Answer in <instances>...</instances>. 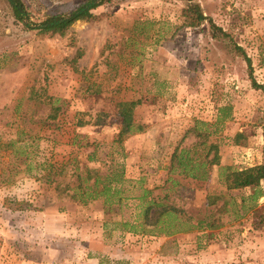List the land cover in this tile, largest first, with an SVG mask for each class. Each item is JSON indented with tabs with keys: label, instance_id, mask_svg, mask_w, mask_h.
<instances>
[{
	"label": "rangeland",
	"instance_id": "1",
	"mask_svg": "<svg viewBox=\"0 0 264 264\" xmlns=\"http://www.w3.org/2000/svg\"><path fill=\"white\" fill-rule=\"evenodd\" d=\"M21 1L33 26L49 10L64 13L82 0ZM189 2L226 35L211 36L206 20L184 26L181 10ZM92 13L96 18L74 22L63 35H45L24 27L0 0V264H82L93 256L123 264L102 254L101 244L122 250L137 241L163 243L160 264H264V227L250 226L264 197L250 207L248 190L224 188L221 169L264 162V0H112ZM234 45L249 58L250 76ZM129 99L142 100L135 121L154 130L131 169L115 141L114 116L115 102ZM222 106L230 117L217 122ZM211 145L218 164L206 165L205 180L170 169L172 153L207 161ZM73 158L100 173L123 166L112 203L56 196L43 167L68 161L58 180L72 183ZM141 188L171 208V223L187 227L204 217L214 226L148 238L133 198ZM18 203L29 204L27 216L8 208ZM37 210L47 211L46 219H35ZM39 221L53 232L34 228ZM121 221H134L137 232Z\"/></svg>",
	"mask_w": 264,
	"mask_h": 264
},
{
	"label": "trees",
	"instance_id": "2",
	"mask_svg": "<svg viewBox=\"0 0 264 264\" xmlns=\"http://www.w3.org/2000/svg\"><path fill=\"white\" fill-rule=\"evenodd\" d=\"M11 15L14 19L21 22L26 28H32L39 34L45 35H63L66 30L76 21L83 20L89 21L96 18V15L92 13V10L102 3H108L112 0H82L79 1L76 6L64 13L56 10H49V13L44 16L38 23L30 26L29 15L24 8L21 0H6ZM183 17V23L186 27L198 26L202 21L208 22V27L211 30V36H225L226 33L217 27L208 16L204 15L200 10L199 5L189 2L186 7L181 10ZM234 49L241 55L246 62L248 68V74L250 76V62L244 51L238 46L234 45ZM251 84L254 88L263 87L255 83L251 79ZM88 88V87H87ZM264 91V89H263ZM140 99L118 100L114 104V114L119 118L121 126L117 133V142L121 141V137L132 131L133 122V109L136 105L140 104ZM228 109L227 106L217 108L216 121L222 122L228 119L230 115L224 113V110ZM99 115H104L103 111H99ZM93 123H100V121H92ZM138 128V127H137ZM136 129V128H135ZM134 130V128H133ZM239 133L234 134V143ZM213 148V154L207 161H198L195 158L189 157L186 150H180L179 153H172L171 167L170 169L177 168V174L183 178H188L195 181H203L207 178L208 169L207 164H218V154L216 152L215 145H211ZM87 161L91 160V154H87ZM68 160V159H67ZM174 161V165H173ZM72 162V183H61L59 178L63 179L66 173V164L68 161L60 163L58 165L46 164L43 169L41 177L46 178L47 182L53 184V190L58 198H67L68 200L80 205H86L88 202L102 198L103 203H112V196L116 195L120 191V183L124 180L123 166L111 165L105 173H100L98 169L86 167L83 164L78 163L73 158ZM223 183L226 190L248 188L249 194L247 198L252 202L250 207L254 204L255 200L259 197H264V190L260 186V180L264 179V162L254 164L245 168H233L222 167ZM56 177H58L56 179ZM169 178H167L168 180ZM171 183H175V179H169ZM165 195H163L164 197ZM135 200L140 201L141 207V221L138 225L141 227L139 231L147 233H159L164 235H170L176 232H189L191 229L200 227L202 224H206L207 227H212L214 224L212 221L205 220L204 217L196 219L193 225L187 227H179L175 223H171L173 219H168L166 216H170L171 208H167L158 198L151 195V190L147 188H141V194L133 197ZM209 199V198H208ZM207 204H211L213 200H208ZM243 198H241V201ZM10 204V203H8ZM18 203L16 207H8L13 210H25L30 209L28 203ZM152 209V211H151ZM166 213V214H165ZM165 216V218L163 217ZM134 222V221H132ZM129 221H121L120 225L125 228L127 232H137L134 224ZM162 224V225H161ZM251 228H263L264 227V207L256 214L252 219ZM253 224V225H252ZM159 225V226H158ZM171 228V229H169Z\"/></svg>",
	"mask_w": 264,
	"mask_h": 264
},
{
	"label": "crops",
	"instance_id": "3",
	"mask_svg": "<svg viewBox=\"0 0 264 264\" xmlns=\"http://www.w3.org/2000/svg\"><path fill=\"white\" fill-rule=\"evenodd\" d=\"M138 105H136L133 109L132 118H133V122H135V123H132L133 124L132 131H130L129 133L122 136L121 141L118 142L121 144L120 148H121V146H123L122 148H123L124 152L128 153L129 158H128L127 164H125V167L129 168V169H131V163L138 161V156L143 154V151L146 150L145 147H146V145H148L150 143V138H151V136H153V134L151 132L154 131L147 126V123H137L135 121V114H136V110L138 108ZM114 116L117 120L116 121L117 122L116 123L117 128L115 129V141H117L116 137H117V133L119 131V128L121 126V123L119 121V118L116 115H114ZM226 123H228V122H226ZM133 128H134V130H133ZM145 152H147V150ZM256 152H257L256 150L254 153L252 152L253 155H251V158H253V156L255 154H257ZM249 160H250V158H249ZM257 163H259V162H256L253 164H257ZM250 165L251 164H249L248 166H250ZM261 182H262V179L259 182L260 186H261ZM241 189L248 190V188H241ZM231 190L235 191L237 189H231ZM248 194H249V190H248L247 195ZM247 195L244 197L247 198ZM25 211L26 210H24V211L21 210V217L27 216L29 214L28 212H25ZM47 213H48L47 211H42V210H37L36 212H31L32 216L38 220H40V219L42 220L43 218L46 219V216H48ZM62 215L65 216V218H68L67 212L62 211L60 216H62ZM64 226H65V228H64ZM66 227H67V223L63 222L60 224V230H62V231H66ZM34 228L39 229V230H44L45 232H53V230H54V228L48 229V228H46V226L43 227V225L41 224L40 221L34 226ZM128 233H124V238H128L129 235L131 236L129 238H131L132 240H135L137 238L136 235L128 234ZM88 237L90 238V235H88ZM147 237L153 238L154 236L152 235V233H150L149 235H147ZM162 238L159 237L157 239L158 240H164L165 237H162ZM147 243H149L148 247H146L147 245L145 247H143L144 243L141 244L140 241H137V242H135V244H137V246L135 244L126 245V246L123 245L121 247L122 250L117 249L116 247L114 249H111V247H108L106 245L101 244V248L99 249V251L102 254H106V256H108L109 258L110 257H113L115 259L122 258L124 260L123 264H160L164 259L162 256L163 247H164L163 243H161V244L159 243V245H157V247H156V245L155 246L152 245L150 242H147ZM78 249L79 248L75 246L74 251L77 253L80 252V250H78ZM155 256H158V257L155 258ZM158 258H161V260L157 261ZM99 262H100L99 256H93L90 258H85V260H82V264H99Z\"/></svg>",
	"mask_w": 264,
	"mask_h": 264
}]
</instances>
